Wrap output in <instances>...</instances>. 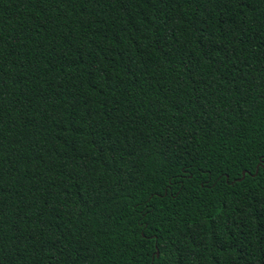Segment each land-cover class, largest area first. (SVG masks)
I'll return each mask as SVG.
<instances>
[{
	"label": "trees",
	"instance_id": "16d2710c",
	"mask_svg": "<svg viewBox=\"0 0 264 264\" xmlns=\"http://www.w3.org/2000/svg\"><path fill=\"white\" fill-rule=\"evenodd\" d=\"M0 264H264V0H0Z\"/></svg>",
	"mask_w": 264,
	"mask_h": 264
},
{
	"label": "water",
	"instance_id": "95a60500",
	"mask_svg": "<svg viewBox=\"0 0 264 264\" xmlns=\"http://www.w3.org/2000/svg\"><path fill=\"white\" fill-rule=\"evenodd\" d=\"M245 173H246V171H242V176L240 178H238V179H242L244 177ZM156 256H158V252H156Z\"/></svg>",
	"mask_w": 264,
	"mask_h": 264
}]
</instances>
